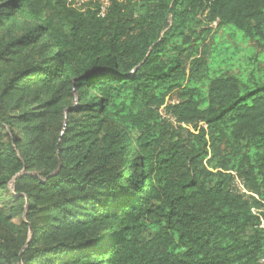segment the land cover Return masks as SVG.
Masks as SVG:
<instances>
[{"label":"trees","instance_id":"obj_1","mask_svg":"<svg viewBox=\"0 0 264 264\" xmlns=\"http://www.w3.org/2000/svg\"><path fill=\"white\" fill-rule=\"evenodd\" d=\"M0 264H264V0H0Z\"/></svg>","mask_w":264,"mask_h":264},{"label":"built area","instance_id":"obj_2","mask_svg":"<svg viewBox=\"0 0 264 264\" xmlns=\"http://www.w3.org/2000/svg\"><path fill=\"white\" fill-rule=\"evenodd\" d=\"M66 5L68 7H71L73 9L84 11L89 8H93L97 11L98 16L104 17L107 14V11L110 7L111 0H65ZM232 190L239 194H248V190L244 186V183L242 179H240L238 176H233L232 178V184H231ZM261 210L253 209V212L256 214H259Z\"/></svg>","mask_w":264,"mask_h":264},{"label":"rangeland","instance_id":"obj_3","mask_svg":"<svg viewBox=\"0 0 264 264\" xmlns=\"http://www.w3.org/2000/svg\"><path fill=\"white\" fill-rule=\"evenodd\" d=\"M220 32L221 31H219L218 33H220ZM228 40H230V39H228ZM237 41H238L237 44L239 43L238 46L241 48V52L236 56L237 59H241L242 57L245 58L247 55L251 54V51H253V50H255L256 52H260V50H261L260 47L256 46V43L254 41H249L248 43H245V42H247L245 40H237ZM220 57H224V55L220 56ZM232 63H235V62L232 61ZM236 63H237V61H236ZM226 64L227 63H224L222 66H224ZM239 64H240L241 68H245L246 67L244 62H240ZM236 70L237 69H235V71ZM171 121L175 124L174 119H172ZM248 194H250L249 191H248Z\"/></svg>","mask_w":264,"mask_h":264}]
</instances>
